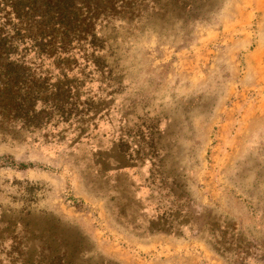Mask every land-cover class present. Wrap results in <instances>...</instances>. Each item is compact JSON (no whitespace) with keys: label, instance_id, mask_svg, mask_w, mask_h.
Masks as SVG:
<instances>
[{"label":"rangeland","instance_id":"rangeland-1","mask_svg":"<svg viewBox=\"0 0 264 264\" xmlns=\"http://www.w3.org/2000/svg\"><path fill=\"white\" fill-rule=\"evenodd\" d=\"M210 207L236 210L250 244L192 228ZM250 258L264 0H0V264Z\"/></svg>","mask_w":264,"mask_h":264},{"label":"crops","instance_id":"crops-1","mask_svg":"<svg viewBox=\"0 0 264 264\" xmlns=\"http://www.w3.org/2000/svg\"><path fill=\"white\" fill-rule=\"evenodd\" d=\"M235 211L236 210H233L227 207H217V208L210 207V208L200 209L193 216V219L190 225L192 226V228H194L195 225H197L198 223H200L201 225L209 224L210 226L217 225L219 228L217 230V233H221L223 231L227 232L228 230L234 231V228H235L237 229V231L240 232L239 235L243 234L245 236L243 241L239 242L238 244L242 246H246L248 244L247 241L250 244V241L253 238L250 234V231L252 229L249 228L248 224L243 227V223L240 219L236 217ZM175 226H177L176 223H175ZM228 264L230 263L228 262ZM244 264H264V258L263 260H259V261H255L252 258H250V259H247V261H245Z\"/></svg>","mask_w":264,"mask_h":264}]
</instances>
